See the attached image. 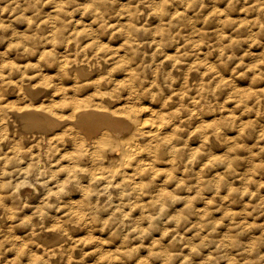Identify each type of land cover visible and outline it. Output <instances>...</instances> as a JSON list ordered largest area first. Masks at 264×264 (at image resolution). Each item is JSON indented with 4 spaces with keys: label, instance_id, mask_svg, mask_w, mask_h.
Listing matches in <instances>:
<instances>
[{
    "label": "bare ground",
    "instance_id": "bare-ground-1",
    "mask_svg": "<svg viewBox=\"0 0 264 264\" xmlns=\"http://www.w3.org/2000/svg\"><path fill=\"white\" fill-rule=\"evenodd\" d=\"M17 1L19 2V0H17ZM79 1H82V0H79ZM113 1H111V2H113ZM148 1L144 2V0H143V2H142V0H141L138 3V7L135 6V8H138L134 11L135 14H132L130 16L128 15L129 18H127V19H120L121 16H117L116 14L115 15L112 14V15L108 16L111 12L108 13V15H105L107 13L106 12L104 14V16H100V15L99 16H91V18H85L83 20L80 18L76 19V17H75V19L70 21L71 16L68 15L69 12L66 10V6L68 4L71 5L70 2H68V4L66 3V6L65 5L63 6V4L60 2V0L59 1L52 0L50 2V4H51L50 7L52 9V12H54V13H56V11L61 12L62 10L60 11V9H63V11L61 13L62 14L64 13L68 16H65V15L62 16L61 15L59 22L58 21L53 22V24H56V25L50 26L49 28H44L43 26H41V25L45 24L46 20L44 22L42 21L43 23L42 22L40 23V21H38L39 23L36 26V28L38 26H41L40 27L41 30L44 28L42 30L43 35H41V36H43L42 40L44 38V44L41 43V45H43L41 47V49L42 48L45 49L47 47H50L51 49H45V52L48 53V55L53 54V53L59 54V52L62 53L61 57L63 59L60 58L62 61L59 60L58 66L56 65L57 71L59 74L55 75V77L59 76V77H61L62 80L72 78V80H73L72 84L73 85L70 87H67V88L60 85V87H61L60 89L64 93V97H65V98H63L64 100L61 103H56L53 105L50 104L49 106H47L48 108L38 107V106L33 107V106L29 105L28 107L24 106L26 108L21 109V107L20 108L10 107L8 105L9 103L6 105L0 106V170H1L0 174H6L7 173V171L3 168H6L4 166L7 165V163H9V162H13L14 163L13 166H16V169H17L18 168L17 166L20 164L18 162L19 161L18 157H20V158L26 160V162H25L26 165H24V167L20 166V168L17 169L18 175H20L21 178L23 175H26L25 176L26 178H27V176H29V178L32 179L33 182L39 181V178H42L41 176L43 175V173L48 171L49 167H47V165L54 161L51 159L52 157L55 156L53 154L51 157V154L53 153V151L55 152V149H56V151H58L57 148L61 149L62 153L60 154V157L55 158V160L59 161L60 164H62L61 162L64 163L63 164L64 169L62 171L65 173L63 176L64 182H61L60 185H57V188H59V190L57 192L59 193L61 191L63 194L64 193L69 194V193H71V192H69V189L72 188V189H75V191H78L77 193L78 194L80 193L82 196V197L80 196L81 197L80 200L76 199L77 201L74 203L75 204L74 208L70 207V209L72 208L71 210L69 209L70 214H68L69 212L67 213L68 215L65 213L67 215L66 216L67 218L70 215L72 222L75 221V222L79 223L80 221H86V220H90L91 218H95L96 221L95 220L94 221L96 223L95 222L93 223V225H95V224H97V220H100V221L102 220L101 215H100V210L102 209V210H106L109 213H111L110 218H112L114 224H118V228H121V229L124 228V229L128 230V232H130V233L132 232L133 234H135V231L137 230L136 227H138L137 225L139 224V222L141 220H142V222H143V220L144 221L150 220L152 212L155 213L156 211L160 210L161 212H164L166 215H168V222L170 224L181 225L180 219L176 218V215H177L176 213H178L179 210H181V211L187 210V211H190V214L191 213L194 214L196 212H201V211L203 212L204 209L206 210L208 208H212L215 205L220 207L223 203V200H224L223 196H221V193H222V188H221L222 172H221V170L224 168L223 166H225V164H226V159L224 158L225 155H224V157H222V155L224 154L223 151L225 150V147L227 146L226 145L227 140H228V137H227L228 135L226 132L227 127L229 126L228 127L229 131L232 130L233 131L232 133H235V135H232V136H237L239 134L242 137V135L246 134L245 133L246 128H248L250 126L251 127L253 126V128H254V125H252V124L254 122L255 123L257 122V121L253 122L254 119H257L259 117H264V90H261V89H255L254 90V89L250 88L251 90L249 89V91L247 90V92L246 93L244 92L245 94H243V92L238 90L239 89L237 86L238 83H236L238 80H240L237 78L238 71L239 70H241V71L245 70L243 74H240V78L244 79L245 81L252 82V84H253V80H251L253 78L249 77V75H248V71L249 70L253 71V68L250 67L249 64L246 65L244 63L245 64L244 65L242 63L243 61L241 62V60H240V62H238V65L240 63L239 67L234 68V69H238V70L233 69L232 71L229 72L230 68L222 69V66L218 65L219 63L216 65L214 61L207 62V59H211V56L214 54V50H212V49H214L215 46H214V48L209 50V48L202 47L204 44V43H202V46L200 48L196 47L197 49H195V48L190 49L188 47V44H187V40H186L187 37L185 38V36H183V35H182L183 39H181L182 41H179L178 39H177L176 43L173 41V38H171V35L169 34L170 31L174 30L172 28H170L172 30H170L169 32H165L166 30L165 31H163L161 29L157 30V28H153L151 26H150V28L149 27L145 28L144 27L145 24H144V26H140L141 24L139 25V22H138V21H140L139 14L136 11L138 10V12H141L140 14H144L145 11H142L143 9L139 10V8L143 7V6L145 8L147 6ZM178 1H176V2H178ZM195 1H197V0H195ZM63 2H65V1H63ZM86 2H87V0H86ZM91 2H93V1H91ZM164 2L168 3V1H164ZM218 2L221 3V1H219V0H218ZM80 4H81V2H80ZM80 4H79L78 8L81 6ZM96 4H97V7L94 6V7H96L94 9H97V8L103 9L104 8L107 10L110 7L107 0L96 1ZM151 4H153V3H151ZM190 4H191V2H190ZM91 5H92V3H91ZM155 5H157V4H155ZM14 6H16V5H14ZM48 6H49V4H48ZM152 6L154 7V5H152ZM255 6H256V4H255ZM9 7H10V5H9ZM18 7L20 8L21 6H18ZM130 7H128V8H130ZM148 7H150V6H148ZM30 8L31 7H29V9ZM149 9H152V8H149ZM190 9H191V7H190ZM81 10H83V9H81ZM86 10H88V9H86ZM178 10H180V9H178ZM215 10H216V8H215ZM215 10H213V11H215ZM221 10L223 11L224 9L221 8ZM117 11H118V9H117ZM124 11H126V10H124ZM160 11H162V10H160ZM173 11H171V12H173ZM184 11L185 10H182V12H184ZM211 11H209V12H211ZM131 12H132V10H131ZM200 12H202V11H200ZM98 13H99V10H98ZM163 13L160 12L158 19H156L157 20L156 23H158L157 24L158 26H159V24L161 25V21H163L165 23V21H166L165 19L169 20L168 19L169 17L166 18V14H163ZM49 14L50 13H48V15ZM58 14L56 13V15H58ZM70 14H72V13H70ZM75 14L78 15V11H76ZM125 14H127V12ZM157 14H155V15H157ZM194 14L197 16L196 13H194ZM199 14H201V13H199ZM96 15H97V13H96ZM213 15H215V14H213ZM26 16L29 18L28 15H26ZM51 16H53V15H51ZM184 16H186V14ZM207 16H205V17H207ZM67 17H68L69 22H67ZM155 17H157V16H155ZM171 17H172V15H171ZM187 17H189V16L187 15ZM49 18H50V16H49ZM52 19H54V18H52ZM214 19H216V17ZM261 19H260V21H261ZM7 20H9V18ZM7 20H5V22ZM220 20H221V18H220ZM31 22H32V20H31ZM175 23H176V21H175ZM199 23H201V22H199ZM211 23L209 24L210 25L209 29H211ZM8 24L10 25V22ZM5 25H6V23H5ZM34 25H36V24H34ZM155 25H154V27H155ZM180 25H181V23H180ZM28 26H30V28H33V27H31L32 26L31 24H29ZM163 26H165V25H163ZM203 26L205 27V25H203ZM47 27H48V25H47ZM78 27H81L82 29L78 28ZM36 28H33V29L27 28V29L30 31H34ZM207 28H208V25H207ZM177 29H178V27H177ZM204 29H206V28H204ZM204 29H202V30L205 32L208 31V30H204ZM197 30H199V29H197ZM216 30L217 29H215V31ZM30 31H29V33H30ZM215 31H213V32H215ZM219 31H220V29H219ZM39 32H40V30H39ZM42 32L40 34H42ZM37 33H36V35L38 37ZM24 34H26V32ZM222 34H223V32H222ZM250 35L252 36V34H250ZM32 36H34V35H32ZM177 36H179V34H177ZM30 37H31V35H30ZM203 37H204V35H203ZM40 38H39V40H41ZM114 38L117 39V41H118L116 44L117 46H115V45L110 46L109 45V48H108L107 44H109V42H111L110 40H112ZM206 38L204 37L203 39L206 40ZM249 38H250V36H249ZM219 39H221V38H219ZM222 39H225L224 41H227L226 38H222ZM243 39H244L243 44H245V38H243ZM204 40H203V42H204ZM209 40L211 41V40H215V39L210 38ZM12 42H14V41H11V43ZM215 42H217L216 45H218V41H215ZM221 43H223V42H221ZM26 44H27V42H26ZM34 44L35 43H33V45ZM36 44L34 46L38 47L39 45L37 46ZM211 45L213 46V43ZM16 46H18V45H16ZM194 46H197V45L194 44ZM228 46H231V45H228ZM228 46H226V47H228ZM11 47H13V49H14L15 46L12 45ZM22 47H19V48H22ZM250 47L252 48V46H250ZM6 48H8V47H6ZM223 48H225V46L222 47V50H223ZM229 48H226V50L228 51ZM13 49H12V51H13ZM15 49H17V47ZM17 50H15V52H17ZM20 51H22V50H20ZM219 51H220V49L218 50V52ZM229 52L230 51H228V53ZM237 52H239V51H237ZM10 53L14 54L13 52H10ZM224 53H226V52H224ZM240 53H241V51H240ZM253 53H255V52H253ZM31 54L33 57L36 54V52L30 53V55ZM43 54H44V52H43ZM43 54H42V56H43ZM220 54H218V55L220 56ZM237 54H239V53H237ZM28 55L29 54L27 53V56ZM226 55L229 56L228 54H226ZM42 56H41V58H42ZM238 56H240V55H238ZM57 57H58V55H57ZM246 57H248V56L246 55ZM226 58H225V60L227 61ZM25 59L27 60V58H25ZM45 59H46V57H45ZM219 59H221V58H219ZM19 60L21 61V57ZM233 61L236 63L237 60L236 61L233 60ZM22 62H23V59H22ZM42 62H43V60L40 63H42ZM44 62H46V60ZM47 62H48V59H47ZM85 62L92 63V67L89 66L90 69H87L85 67L86 66ZM224 62L225 61H223V64L226 63V62L225 63ZM36 63H38V62H36ZM49 63H50V60H49ZM52 64H54L53 61H52ZM229 64L230 63H228V65ZM4 65H0V66H4ZM46 65L48 68V64H46ZM228 65H227V67H228ZM230 65H229V67H230ZM260 66H261V64L256 65V69L259 68L257 70H260V69L262 70V67H260ZM37 67L39 68V64H37ZM51 67L52 66H50V68ZM45 71H43V72H45ZM253 72H252V74H253ZM10 74H12V73H10ZM53 74H52V76H53ZM18 75H19V73H18ZM0 76H1V74H0ZM43 76H45V75H43ZM14 77L17 78L16 76H14ZM23 77H24V75H23ZM7 79H8V77L5 78L4 80H7ZM225 79H229L230 80L229 82H231L233 85L232 90L227 91L230 93L229 98L222 96V90H221L222 87H220V86H222V83L224 84ZM31 80H33V79L31 78ZM40 80L43 82L44 79L43 80L40 79ZM62 80H61V82H63ZM234 80L235 81L237 80V81L234 82ZM29 81H30V79H29ZM45 81H44V83H45ZM47 81L50 82V80H48V79H47ZM239 82H241V81H239ZM56 83H57V81H56ZM256 84H258V83H256ZM42 85H43V83H42ZM65 85H67V84H65ZM13 86H14V84H13ZM16 86L17 85H15V87ZM49 87H52V85ZM49 87L46 86L47 89ZM7 89H9V88H7ZM33 89H35V88H33ZM33 89L30 86H25L22 89L20 88L19 91H23L22 93H24L26 96H28V95L33 96V94H32ZM58 89H59V86H58ZM1 90H3V89H0V91ZM5 91L6 90H4V92ZM61 95H63V94L61 93ZM56 96H54V97H56ZM9 97H11V96H9ZM51 97H52V95H51ZM47 98H45V100H47ZM4 99H6V98H4ZM17 100H19V99H17ZM11 101H12V99H11ZM23 102L26 103L25 101H23ZM54 102H56V101H54ZM54 102H52V103H54ZM35 103H37V102H35ZM28 104H30V103H28ZM32 104H34V103L32 102ZM44 104H45V102H44ZM18 105H21V104H18ZM53 109L54 110L56 109V111L61 114V117H58L57 115H55V113L52 112ZM65 112H70V113L68 115H66ZM245 118L252 119V120H245L244 121ZM225 126H227V127H225ZM56 130H57V132L53 133V131H56ZM251 131H252V129H251ZM236 133H238V134L236 135ZM50 134H52V135H50ZM247 137H248V135H247ZM38 138L40 140L36 141V140H38ZM250 138H252V137L250 136ZM34 139H35V141H34ZM235 139H236V137H235ZM230 144L232 146V143H230ZM242 145H241V147H245ZM3 146H7L5 149V152L3 151L4 150ZM34 147L38 148V150H36L37 152L35 151L36 153H33L34 151L31 152V150ZM236 148H237V146H236ZM228 150L230 151V149H228ZM229 151H227V152H229ZM239 151H240V149H239ZM227 152H225V153H227ZM59 153H60V151H59ZM11 154H13V155H11ZM56 154H58V153H56ZM241 159H243V158H241ZM22 161H21V163H23ZM45 163L46 164L48 163V164L46 165ZM43 165H46V166H43ZM259 167L260 166L258 164H257V166H255V169H253V170H255L254 173H259V171H260ZM227 169H229V167ZM56 172H57V170H56ZM8 174H6V175H8ZM13 175H10V176L8 175V176L11 177ZM234 175H235V177H237L236 173ZM259 175L261 176L260 178H262L264 180V170H262V172H260ZM45 177L48 178V176H45ZM45 177L43 178V181H44ZM29 178H28V180H29ZM14 179L15 178H12V180H14ZM10 180L11 179H9L8 181H10ZM18 180H19V177H18ZM20 182H22V180ZM20 182H19V185H20ZM7 183L8 182H6V185H7ZM35 183H37V182H35ZM35 183H32V184H35ZM55 183L56 184L59 183V180H56ZM55 183H53V184H55ZM11 184L13 185V183H11ZM11 184H9V185L11 186ZM38 184H40V183H38ZM4 185H5V183H4ZM28 185L26 184L25 187ZM0 186L2 187L3 185H0ZM43 186L46 187V185H43ZM43 186H41V187H43ZM29 188H31V187H28V190H29ZM4 189H6V187ZM8 189L10 190L11 188L8 187ZM21 189H23L22 191L26 190L24 187ZM34 189H35V191H38L36 187ZM44 190H46V189H43V191ZM18 191H19V188H18ZM43 191H42V193H43ZM51 192H53V191H51ZM225 192L226 191H224V193ZM25 194H27V193H25ZM1 195H4V194L2 193ZM71 195H73V194H71ZM50 197H52V196H50ZM10 198H11V196H10ZM103 198H105V202L100 203V200H102ZM16 199H19L21 201L19 203L23 202V199L21 200L20 197H18ZM44 199H45V197H44ZM8 200L9 199H7V201ZM26 200H28V199H26ZM59 200H61V198ZM72 200H74V199L72 198ZM1 201H0V203H1ZM13 201H14V199H13ZM13 201H12V203H13ZM28 201H30V200H28ZM50 202H51V200H50ZM6 203H8V202H6ZM33 203H35V202H33ZM55 203H56V201L51 203V204L54 205ZM70 203H71V201H70ZM45 205H46V203H45ZM47 205H49V203H47ZM69 205H71V204H69ZM0 206L2 209V206H4V205H0ZM13 206L15 207L16 205H13ZM68 206H67V208H68ZM15 209H17V208L15 207ZM40 209L41 208H39L38 210H40ZM44 209H46V207L44 208V206L42 205V210H44ZM4 211H6V210H4ZM211 211H213V210H211ZM61 212H62V210H61ZM17 213H19V212H17ZM59 213H60V211H59ZM136 213L139 216L136 217ZM186 213L188 214V212H186ZM31 214H33V213H31ZM31 214H30V216H32ZM34 214H33V216H34ZM46 214H48V213H46ZM46 214L42 215L44 217V219L46 217ZM27 216H29V213ZM50 216H55V214L53 215V213H52V214H50ZM180 216H182V215H180ZM16 217H15V219H16ZM64 217H65V215H64ZM188 217H189V214H188ZM10 218H11V216H10ZM193 218H194V215H193ZM15 219L13 218L14 221H16ZM26 219L28 220V217ZM55 219H56V217H55ZM190 220L187 219V222H189ZM48 221H49V219H48ZM104 221H107V220H104ZM193 221H195V220H193ZM193 221L189 222V225H192L194 223ZM203 221H204V218H203ZM2 222H3V219L0 218V224ZM42 222H44V221H42ZM50 222H52V221H50ZM57 222L59 223V221H57ZM204 222H206V221H204ZM44 223H46V222H44ZM87 223H88V221H87ZM87 223H86V225H87ZM62 224H63V222H62ZM195 224H197V222ZM200 224H201V222H200ZM55 225H57V224L55 223ZM187 225H185V226H187ZM18 226H21L20 228H23L21 224H19ZM66 226L68 227V225H66ZM58 227L60 229H63V230L65 229L64 228L65 225L60 224ZM192 227H194V225ZM85 228L86 227H84L83 230ZM11 229H13V228H11ZM44 230L46 231V229H44ZM51 230L55 231L54 228ZM51 230H48V231H51ZM70 230L72 231L73 227H71ZM83 230H82V232H83ZM87 230H85V231H87ZM11 231H14V230H11ZM1 233H2V231H1ZM3 233H5V232H3ZM15 233H17V232L15 231ZM138 233H140V231ZM60 234L62 235V232ZM63 234H65V233L63 232ZM71 234L72 233H70V235H69V239H66L65 238L66 236L64 237V236H61L59 234H54V238L48 239V237L44 236V234L40 231L30 230L27 232V234L24 233V235L28 236L29 237L28 239L30 241H32V243H31L32 245L29 248V252L33 249L36 250L37 252H39L40 253L39 255H41V258H42V259H39V261H41V260L44 261V263L42 262V264H53L59 258L62 260V261L60 260L61 261L60 263L65 261L66 264H77V257L74 256L75 255L74 251L76 249L74 250V248L73 247L71 248V246H72V244L74 247L78 246L79 244H81L83 242V239H82V237L76 238L74 235L71 236ZM133 234L130 236H133ZM2 235H4V234H2ZM14 235H16V234L13 233V236ZM180 235H181L180 229L176 228V227H172L171 225L163 228L161 231V236H163V237H165V239L167 238L169 240H174V239L177 240ZM88 236L90 237V234ZM5 237L7 239H9L7 234ZM17 237H20V236H17ZM89 237L86 236V238H88V239H89ZM148 237H150V236H148ZM6 238L2 237L3 240ZM97 238H99V237H97ZM10 239L8 241H10ZM92 239H93V241H91L92 242L91 244H90V242L87 243V245L90 244V246H88V247L92 251L93 250L97 251L98 249H96V248L103 246L105 239L104 240H102L101 238L100 239L92 238ZM180 239H181V237H180ZM20 240H22L21 237H20ZM134 240H135V238H134ZM134 240H132V241H134ZM4 241H6V240H4ZM16 241H17V239H16ZM25 242H26V240H25ZM86 242H85V244H86ZM112 242H115L111 246L112 247L111 249H113V251H114L115 258L122 260V264H133L132 262L134 260L132 261L133 255H131V250H130L131 246H130L129 239L123 238V239H119L118 241H112ZM167 243H169V242H167ZM0 244H1V241H0ZM7 244H8V242H7ZM15 244H17V243H15ZM15 244H14V246H15ZM152 244H153V242H152ZM170 244H172V243H170ZM9 245H10V243H9ZM81 246H82V244H81ZM148 246L149 245H147V247ZM156 246H158V245H156ZM20 247H22V245L19 246V248ZM159 247H161L160 244H159ZM3 248H6V247H4V245H3ZM75 248H77V247H75ZM85 248L87 249V247H85ZM150 248H152V247H150ZM77 249H79V248H77ZM154 249L156 250V248H154ZM11 250H13V249H11ZM18 250H16V251H18ZM99 250H101V248ZM0 251H1V248H0ZM26 251H28V250H26ZM5 252H7V251H5ZM5 252H4V254H5ZM84 252H85V250H84ZM108 252L105 255L108 256ZM159 252H160V250H159ZM11 253H12V251H11ZM104 253H106V252H104ZM160 253H159V255H161ZM4 254H2V255L4 256ZM22 255L23 254L21 253V256ZM85 256H86V254L84 255V257ZM128 256H129V259H127ZM0 258H1V255H0ZM15 258L16 257H14V259ZM19 258H21V257L19 256ZM19 258H17V259H19ZM17 259H16V261H17ZM37 259H36V263L38 261ZM91 259H93V257ZM140 259H142V258H140ZM9 260H10V258H9ZM27 260H29V259H27ZM78 260H80V259H78ZM0 261H2V260H0ZM11 261H9V262H11ZM16 261L14 263H16ZM83 261H82V263H83ZM104 261L106 262L105 259H104ZM20 262L18 260L17 263L21 264ZM94 262H93V264H96ZM111 263H114V262H111ZM186 263H187V261H186ZM1 264H2V262H1ZM135 264H139V262L138 263L135 262ZM181 264H182V261H181Z\"/></svg>",
    "mask_w": 264,
    "mask_h": 264
},
{
    "label": "rangeland",
    "instance_id": "rangeland-1",
    "mask_svg": "<svg viewBox=\"0 0 264 264\" xmlns=\"http://www.w3.org/2000/svg\"><path fill=\"white\" fill-rule=\"evenodd\" d=\"M51 1L50 0H19V2H18L17 0H0V24H1L0 25V65L5 64L4 66H0V74H1V76H0V89H3L0 91V106L6 105L9 103L8 105L10 107H17V108L21 107V109L26 108L24 106L28 107L29 105L33 106V107L38 106V107L48 108L47 106H49L50 104L53 105L56 103H61L64 100L63 99V98H65L64 93L61 91L60 85L63 87H66V88L70 87L73 85L72 84L73 80H72V78L62 80L61 77H59V76L55 77V75L59 74L57 71V66H58V61L63 59L61 57L62 53L59 52L60 55L57 53H53V54L48 55V53L45 52V49H51L50 47H47L45 49H43V48L41 49V47L43 46V45H41V43L44 44V38L42 40L43 36H41V35H43L42 30L44 28H49L50 26L56 25V24H53V22H55V21L59 22L61 15L62 16L63 15L71 16L70 21H72L73 19H75V17H76V19L80 18L83 20L85 18H91V16H99V15L104 16V14L106 12L107 13L105 15H108V13L111 12L108 16H110L112 14H114V15L116 14L117 16H121L120 19H127V18H129L130 15L135 14L134 11L136 9H138V8H135V6L138 7V3L141 0H139V1L138 0H135V1L134 0H117V1L116 0H114V1L113 0H107L109 3V6H110L107 10L104 8L103 9L102 8L94 9L97 7L96 1H99V0H91L93 2H91L90 0H87V2H86V0H82V1H79V0H60V2L63 4V6L64 5L66 6V3L68 4V2H70L71 5H69V4L67 5L69 8L66 6V10L69 12L68 15L61 13L63 11V9H60V11L62 10L61 12L56 11L57 14L59 13L58 15H56V13L52 12V9L50 7ZM57 1H59V0H57ZM63 1H65V2H63ZM111 1H113V2H111ZM146 1H148V0H144V2H146ZM164 1H168V3L164 2ZM176 1H178V0H149L147 2V6L145 8H144V6L139 8V10L143 9L142 11H145L144 14H140L141 12H138V10L136 11L139 14V18H140V21H138L139 25L141 24L140 26H144V24H145V26H144L145 28L146 27L150 28V26H151L153 28H157V30L158 29H161L163 31L166 30L165 32H169L170 30L174 29V30L170 31V33H169L171 35V38H173V41L175 43L177 42V39L179 41H182L181 39H183L182 38V35H183V36H185V38L187 37L186 40H187L188 47L190 49L191 48L197 49L196 47L200 48L202 46V43L205 44V45L203 44L202 47L209 48V50L214 48V46H215V48L212 49V50H214V54H213L214 56L213 55L211 56L212 60L207 59V62L214 61L216 65L219 63L218 65L222 66V69L230 68L229 72L232 71L234 68L239 67L240 63L238 65V62H240V60H241V62L243 61L242 62L243 64L244 63L246 65L249 64V66L253 68V71L255 73L251 70H249L250 72L248 71L249 77L253 78V79H251V80H253V84H252V82H248V81H245L244 79L240 78V74H243L245 70H242V71L239 70L238 71L237 78L240 80H238V81L236 80L237 82L234 80V82L238 83L237 84V86L239 88L238 90L243 92V94H245L247 92V90L249 91L250 88L254 89V90L255 89L264 90V76H263L264 75V65H263L264 64V18H263L264 17V0H255V1L254 0H247V1L246 0H219V1H221V3H219L218 0H211V1L210 0H197V1H195V0H191V1L189 0L188 1L187 0L188 2L186 0H183V1L179 0L178 1L179 3ZM80 2H81V4H80ZM142 2H143V0H142ZM190 2H191V4H190ZM91 3H92V5H91ZM151 3H153V4H151ZM154 3L157 5H155ZM48 4H49V6H48ZM79 4L81 6L78 8ZM255 4H256V6H255ZM9 5H10V7H9ZM14 5H16V6H14ZM152 5H154V7ZM18 6H21V7L19 8ZM94 6H96V7H94ZM148 6H150V7H148ZM29 7H31V8L29 9ZM128 7H130V8H128ZM190 7H191V9H190ZM80 8L83 10H81ZM116 8L118 9V11ZM149 8H152V9H149ZM177 8L180 9L181 11L178 10ZM215 8H216V10H215ZM221 8L224 10L222 11ZM86 9H88L90 12ZM123 9L126 11H124ZM98 10H99L100 14L98 13ZM131 10H132V12H131ZM160 10H162V11H160ZM182 10H185V11L182 12ZM199 10L202 11L203 13L200 12ZM213 10H215V11H213ZM76 11H78V15L75 14ZM171 11H173L174 13ZM209 11H211V12H209ZM95 12L97 13V15ZM126 12H127V14H125ZM158 12L159 13L164 12L163 14H166V18L169 17L168 18L169 20H167V19H165L166 21L164 20L165 23L163 21H161V25L159 24V26L157 25L158 23H156L157 22L156 19H158V17H159ZM48 13H50V14L48 15ZM70 13H72V14H70ZM194 13H196L197 16ZM199 13H201V14H199ZM155 14H157V15H155ZM179 14L181 16L182 15L183 16L181 17ZM185 14H186V16H184ZM213 14H215V15H213ZM26 15H28L29 18ZM51 15H53L54 17ZM171 15L173 18L171 17ZM187 15L189 17H187ZM49 16H50V18H49ZM155 16H157V17H155ZM205 16H207L208 18ZM215 17H216V19H214ZM8 18H9V20H7ZM52 18H54V19H52ZM220 18H221V20H220ZM260 19H261V21H260ZM5 20H7V21L5 22ZM31 20L33 23L31 22ZM38 21H40V23L42 21L43 22L45 21V24L41 25L44 27L42 30L40 29L41 26H38L37 27L38 29L36 28V26L39 23ZM175 21L177 24L175 23ZM9 22H10V25L8 24ZM67 22H69L68 17H67ZM199 22H201V23H199ZM5 23H6V25H5ZM180 23H181V25H180ZM210 23H211V29H209ZM29 24L32 25L31 27L36 28V29L34 31L28 30V29H33V28H30V26H28ZM34 24H36V25H34ZM162 24L165 26H163ZM47 25H48V27H47ZM154 25H155V27H154ZM203 25H205V27ZM207 25H208V28H207ZM176 26L178 27V29ZM78 28H81V27H78ZM170 28H172V29H170ZM204 28H206V29H204ZM197 29H199V30H197ZM202 29L208 30V31L205 32ZM215 29H217L218 31L217 30L215 31ZM219 29H220V31H219ZM39 30H40V32H39ZM29 31H30V33H29ZM213 31H215V32H213ZM221 31L223 32V34ZM25 32H26V34H24ZM41 32H42V34H40ZM36 33L38 34V37H37ZM177 34H179V36H177ZM250 34H252V36ZM30 35H31V37H30ZM32 35H34V36H32ZM203 35L205 38L207 37L206 40L203 39L204 38ZM249 36H250V38H249ZM242 37L245 38V44H243L244 39ZM39 38L41 40H39ZM210 38H212V39L214 38L215 40L210 41L209 40ZM219 38H221V39H219ZM222 38H226L227 41H224L225 39H222ZM114 39L110 40L111 42H109V44H107L108 48H109V45L110 46H112V45L117 46L116 44L118 41H117V39H115L116 41ZM203 40H204V42H203ZM11 41H14V42L11 43ZM25 41L27 42V44ZM215 41H218V45H216L217 42H215ZM219 42L220 43L223 42V43L220 44ZM33 43H35V44L37 43L36 45L37 46L39 45V46L36 47V46H34L35 44L33 45ZM212 43H213V46L211 45ZM15 44L18 46H16ZM194 44H196L197 46H194ZM12 45L15 46L14 49H13V47H11ZM228 45H231V46H228ZM221 46L222 47L225 46V48H223V50H222ZM226 46H228V47H226ZM250 46H252V48ZM6 47H8V48H6ZM16 47L18 50L15 49ZM19 47H22V48H19ZM226 48H229V50H228V51H230L229 53L226 50ZM12 49H13V51H12ZM219 49H220V51L218 52ZM15 50H17V52H15ZM20 50H22V51H20ZM34 51L36 52V54L35 55L33 54L34 56L32 57V54L30 55V53H35ZM237 51H239V52H237ZM240 51H241V53H240ZM10 52H13L14 54H12ZM43 52H44V54H43ZM224 52H226V53H224ZM253 52H255L256 54ZM27 53L30 56L29 55L27 56ZM237 53H239V54H237ZM42 54H43V56H42ZM218 54H220V56ZM222 54L223 55L225 54V55L223 56ZM226 54H228L229 56H227ZM57 55H58V57H57ZM238 55H240V56H238ZM246 55L248 57H246ZM41 56L43 59L41 58ZM20 57H21V61L19 60ZM24 57L27 58V60ZM45 57H46V59H45ZM219 58H221V59H219ZM225 58L227 59L228 62L225 60ZM22 59H23V62H22ZM44 59L46 60V62H44L45 61ZM47 59H48V62H47ZM42 60L44 63L43 62L40 63ZM49 60H50L51 64H52V61L54 62V64L51 65L49 63ZM233 60H235V61L237 60L236 63ZM223 61H225L227 64L225 62H224L225 64H223ZM36 62H38V63H36ZM45 63L48 64V68H47V65ZM228 63L231 64V65L229 64L230 67H229ZM37 64H39V68L37 67ZM260 64H261L260 67H262V70L261 69L257 70L259 68L256 69V65H260ZM85 65H86L85 67L87 69H90V67H92V63H90V62L89 63L85 62ZM227 65H228V67H227ZM50 66H52V67L50 68ZM234 70H238V69H234ZM43 71H45V72H43ZM252 72H253V74H252ZM10 73H12L13 75ZM18 73H19V75H18ZM52 74H53V76H52ZM23 75H24V77L27 75L26 76L27 78L26 77L24 78ZM43 75H45V76H43ZM14 76H16L17 78H15ZM7 77H8V79L4 80ZM31 78L33 80H31ZM29 79L31 82L29 81ZM40 79H42V80L44 79L43 82ZM47 79L50 80V82H48ZM60 79L63 82H61ZM44 81H45V83H44ZM56 81H57V83H56ZM229 81H230L229 79H225L224 84L222 83V86H220L223 88V89L221 88L222 96H224L226 98H229V96H230V93L227 91L232 90V88H233L232 83ZM239 81H241V82H239ZM42 83H43V85H42ZM256 83H258V84H256ZM13 84H14V86H13ZM65 84H67V85H65ZM15 85H17L18 87L17 86L15 87ZM51 85H52V87H49ZM57 85L59 86V89H58ZM25 86H30L32 89L35 88V89H33V93H32L33 96H29V95L26 96L24 93H22L23 91H19L20 88L22 89ZM46 86L49 88L47 89ZM7 88H9V89H7ZM4 90H6V91L4 92ZM61 93L63 95H61ZM51 95H52V97H51ZM53 95L54 96L57 95L56 96L57 98L54 97ZM9 96H11V97H9ZM4 98H6V99H4ZM45 98H47V100H45ZM11 99H12V101H11ZM17 99H19V100H17ZM23 101H25L26 103H24ZM54 101H56V102H54ZM32 102L34 104H32ZM35 102H37V103H35ZM44 102H45V104H44ZM52 102H54V103H52ZM28 103H30V104H28ZM18 104H21V105H18ZM52 112L55 113V115H57L58 117H61V114L58 113L56 111V109L55 110L53 109ZM65 113H66V115H68L70 112H65ZM245 120H252V119L245 118L244 121ZM254 121H257L258 123L256 122L257 123L256 124ZM253 122L254 123L252 125H254L255 129L253 128V126L252 127L250 126L251 128L250 127L246 128V132H245L246 134L242 135V137L238 133H236V135L238 134L237 136H232V135H235V133H232L233 132L232 130L229 131L228 125H227L228 127L225 126V127H227L226 132L228 135V136L226 135L228 137L226 145L227 146L229 145V146L225 147V150L223 151L224 154L222 155V157H224V155H225L224 158L226 159V164H225V166H223L224 168L221 170V172H222V185H221L222 193H221V196H223L224 200H223V203L220 207L215 205L212 208H208L206 210L204 209L203 212L202 211L196 212L194 214L193 213L190 214V211H187V210H185V211L179 210L178 213H176L177 214L176 218L180 219L181 225L170 224L168 222V215H166L164 212H161L160 210L156 211L155 213L152 212L150 220H146V221L143 220V222L141 220L139 222V224L137 225L138 227H136L137 230L135 231V234H133L132 232L131 233L128 232V230H126L124 228L123 229L118 228V224H114L112 218H110L111 213H109L106 210H102V209L100 210V215H101L102 220L101 221L97 220V224H95V225H93V223L96 221L95 218H91L90 220H86V221H80L78 223L75 221L72 222L70 215L68 216L69 219L66 217L68 214H70V210L72 208H74V205H75L74 203L77 201L76 199L80 200V198L82 196L80 193L79 194L77 193L78 191H75V189H72V188L69 189V192H71L69 194H67V193L63 194L61 191L59 193L57 192L59 190V188H57V185H60L61 182H64L63 176L65 173L62 171L64 169V166H63L64 163L61 162L62 164H60L59 161L55 160V158L60 157V154L62 153L61 149L57 148L58 151H56V149H55V152L53 151V153L51 154V157L53 154L55 156L52 157L51 159L54 161L51 162L50 164L47 163L48 165L45 163L47 165V167H49L48 171L46 170L47 172L43 173V175L44 174L45 175L44 176L42 175L41 176L42 178H39V181H35L37 183L33 182V180L29 178V176H27V178H26L25 177L26 175H23V176L21 175L22 176V178H21L20 175H18L17 169L20 168V166L24 167V165H26V163H25L26 160L18 157V159H19L18 162L21 165L19 164L17 166L18 167L17 169H16V166H13L14 165L13 162H9L10 164L7 163V165H5L4 167H6V168L8 167L7 168L8 170L6 168H3V167L2 168L7 171L6 174L9 173L8 174L9 176L13 175V174L14 175L9 177L6 174H0V185H3L2 187L0 186V198H1L0 201L2 200L0 205H4V206H2V209L0 206V216H1L0 218L3 219V222L0 224V233L2 231V233L0 234L1 235L0 236V241H1V244H0L1 258H0V260H2V261H0V264H1V262H2V264H6V263L7 264H16L18 262V260H19V262L21 261L20 262L21 264H33V263L34 264H42V262L44 263L43 260L39 261V259H42L41 255H39L40 254L39 252H37L34 249L29 252V248L32 245L31 244L32 241H30L28 239L29 237L24 235V233L27 234V232L30 230L40 231L44 234V236H47L48 239L54 238V234L61 235L60 234L61 232H62L61 236H64V237L66 236L65 237L66 239H69L70 233H72L71 236L74 235L76 238L82 237V239H83V242L81 243L82 246H81V244H79L78 246H75L79 249L75 248L73 246V244L71 246V248L73 247L74 250L76 249L74 251V253H75L74 256L77 257V264H93L94 261H95L94 263H96V264H114V263L115 264H122V260L115 258L114 251H113V249H111L112 248L111 246L113 243H115L112 241H118L119 239H123V238L129 239V241H130L131 255H133L132 261L134 260L132 262L133 264H135V262L136 263L139 262V264H148V263L149 264H181V261H182V264H264V180L262 178H260L261 176L259 175V173L262 172V170H264V117H259L257 119H254ZM251 129H252V131H251ZM54 132H57V130L53 131V133ZM50 135H52V134H50ZM247 135H248V137H247ZM250 136L252 138H250ZM235 137H236V139H235ZM39 140L40 139L38 138V140H36V141H39ZM34 141H35V139H34ZM230 143H232V146ZM241 145L245 146V147H241ZM236 146H237V148H236ZM6 147L7 146H3L4 152H5ZM33 149L31 150V152L34 151L33 153H36L37 152L36 150H38L37 147H34ZM228 149H230V151ZM239 149H240V151H239ZM59 151H60V153H59ZM227 151H229V152H227ZM225 152H227V153H225ZM56 153H58V154H56ZM11 155H13V154H11ZM241 158H243V159H241ZM20 160L21 161L23 160L22 161L23 163H21ZM257 164L260 166L259 167L260 171H259V173H254L255 170H253V169H255V166H257ZM46 165H43V166H46ZM228 167H229V169H227ZM56 170H57V172H56ZM235 173L237 174L236 175L237 177H235V175H234ZM45 176H48V178ZM18 177H19V180H18ZM44 177H45V179L43 181ZM12 178H15V179L12 180ZM28 178L32 183H35V184H32L28 180ZM9 179H11V180L8 181ZM21 180H22V182H20ZM56 180H59V183L56 184L55 183ZM5 181L8 182L7 185H6ZM19 182H20V185H19ZM4 183H5V185H4ZM11 183H13V185ZM25 183L27 185L28 184L29 185L25 187V185H26ZM38 183H40V184H38ZM53 183H55V184H53ZM9 184H11V186ZM43 185H46V187ZM4 186L6 187V189H4L5 188ZM7 186L11 189L9 190ZM41 186H43L44 188ZM20 187L21 188L24 187L27 191L26 190H24L25 192L22 191L23 189H21ZM28 187H31V188H29V190H28ZM35 187L37 188L38 191H35V189H34ZM18 188H19V191H18ZM43 189H46V190L43 191ZM42 191H43V193H42ZM51 191H53V192H51ZM224 191H226V192L224 193ZM2 193L4 195H1ZM25 193H27V194H25ZM71 194H73V195H71ZM10 196H11V198H10ZM17 196L20 197V199L23 197L22 203H19L21 201L19 199H16V198H18ZM50 196H52L53 198ZM44 197H45V199H44ZM60 198H61V200H59ZM72 198L74 200H72ZM7 199H9V200L7 201ZM13 199H14V201H13ZM26 199H28L30 201H28ZM50 200H51V202H50ZM12 201H13V203H12ZM55 201L57 204L56 203L54 205L51 204ZM70 201H71V203H70ZM6 202H8V203H6ZM33 202H35V203H33ZM103 202H105V198L100 200V203H103ZM45 203H46V205H47V203H49V205L51 204L50 205L51 207L49 205L46 206ZM69 204H71V205H69ZM13 205H16L15 207L17 209H15V207ZM42 205L44 206V208L46 207V209H44L45 211L42 210ZM59 206L61 208L62 207L63 208L61 209ZM67 206H68V208H67ZM70 207H72V208L70 209ZM39 208H41L40 209L41 211L38 210ZM4 210H6L7 212L9 211V212L7 213ZM61 210H62V212H61ZM211 210H213V211H211ZM59 211H60V213H59ZM17 212H19V213L21 212V213L19 214ZM186 212H188L189 217H188V214ZM28 213H29V216H27ZM31 213H33V214L35 213L34 216ZM46 213H48V214H46ZM52 213H53V215L55 214V216H50V214H52ZM65 213L66 214L68 213V214L66 215ZM30 214L32 216H30ZM45 214H46V217H45L46 220L42 216ZM64 215H65V217H64ZM180 215H182V216H180ZM193 215H194V218H193ZM10 216H11V218H10ZM137 216H139V215L136 213V217ZM201 216L204 218V221H206V222L203 221V218ZM15 217H16V219H15ZM27 217H28V220L26 219ZM55 217H56V219H55ZM13 218L16 221H14ZM48 219H49V221H48ZM187 219H189V220L191 219L189 222H191L193 220H195V221H193L194 223L192 225H189V222H187ZM56 220L59 221V223ZM104 220H107V221H104ZM42 221H44L46 223H44ZM50 221H52V222H50ZM87 221H88V223H87ZM62 222H63V224H62ZM196 222H197V224H195ZM200 222H201V224H200ZM55 223L57 225H55ZM86 223H87V225H86ZM19 224H21L23 228H20L21 226H18ZM60 224L65 225L64 230L60 229L58 227ZM66 225H68L69 228ZM169 225H171L172 227L179 228L182 236L180 235L177 240H175V239L169 240V239H167V238L165 239V237L161 236L162 229L165 227H168ZM185 225H187V226H185ZM193 225H194V227H192ZM83 226L86 227L84 230H83V228H84ZM71 227H73L72 231L70 230ZM11 228H13V229H11ZM43 228L46 229V231ZM53 228L57 233L55 231L51 230ZM11 230H14V231H11ZM48 230H51V231H48ZM82 230L84 233L82 232ZM85 230H87L88 232ZM15 231L17 233H15ZM139 231H140V233H138ZM3 232H5L7 234L9 239L11 238L10 241H8L9 239H7L5 237L6 234ZM63 232L65 234H63ZM13 233L16 234V235H14L15 237L13 236ZM88 233L90 234V237L88 236L89 235ZM2 234H4V235H2ZM132 234H133V236H130ZM17 236H20L22 240H20V237H17ZM86 236L89 237V239L86 238ZM148 236H150V237H148ZM2 237L6 238V239H4L6 241H4L2 239ZM97 237H99V238H97ZM180 237H181V239H180ZM92 238H96V239L101 238L102 240L105 239L106 241L104 240L103 246L96 248L98 250L97 251L93 250L94 251L93 252L88 247L92 243L91 241H93ZM134 238H135V240H134ZM16 239H17V241H16ZM24 239L26 240V242ZM132 240H134V241H132ZM7 242H8V244H7ZM85 242H86V244H85ZM89 242H90V244L87 245V243H89ZM152 242L154 245L152 244ZM167 242H169V243H167ZM9 243L11 246L9 245ZM15 243H17V244H15ZM170 243H172V244H170ZM14 244H15V246H14ZM159 244L161 247H159ZM3 245L6 248H3ZM21 245H22V247L23 246L24 247L19 248V246H21ZM147 245H149V246L147 247ZM156 245H158V246H156ZM85 247H87V249ZM150 247H152V248H150ZM10 248L13 250H11ZM100 248H101V250H99ZM154 248H156V250ZM25 249L28 251H26ZM16 250H18V251H16ZM84 250L86 253L84 252ZM159 250L161 253L159 252ZM5 251H7V252H5ZM11 251H12V253H11ZM4 252H5V254H4ZM104 252H106V253H104ZM107 252H108V256L105 255V254H107ZM158 252L161 255H159ZM21 253L23 255L24 254L25 255L21 256ZM2 254H4V256ZM83 254L84 255L86 254V256L84 257ZM19 256L21 258H19ZM14 257H16V258L14 259ZM92 257H93V259H91ZM9 258H10V260H9ZM17 258H19V259H17ZM140 258H142L144 261ZM16 259H17V261H16ZM27 259H29V260H27ZM36 259L39 262L37 261V263H36ZM78 259H80V260H78ZM104 259L106 260V262L104 261ZM127 259H129V256ZM60 260H61L60 258L57 259L56 262H54L53 264H66L65 261L60 263L62 261V260L61 261ZM9 261H11V262H9ZM15 261H16V263H14ZM82 261H83V263H82ZM186 261H187V263H186ZM111 262H114V263H111Z\"/></svg>",
    "mask_w": 264,
    "mask_h": 264
}]
</instances>
